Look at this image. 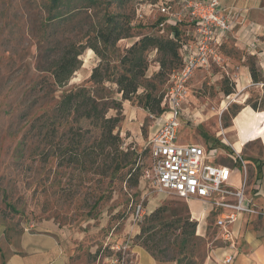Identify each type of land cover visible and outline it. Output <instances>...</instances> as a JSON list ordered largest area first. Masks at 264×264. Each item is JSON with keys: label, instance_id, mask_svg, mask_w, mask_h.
I'll use <instances>...</instances> for the list:
<instances>
[{"label": "rangeland", "instance_id": "obj_1", "mask_svg": "<svg viewBox=\"0 0 264 264\" xmlns=\"http://www.w3.org/2000/svg\"><path fill=\"white\" fill-rule=\"evenodd\" d=\"M48 1L0 0V221L7 229L27 221H52L62 230L70 248V264H136L139 252L150 255L136 239L140 224L154 209L166 205L178 215L197 221L195 235L198 240L192 247L193 260L197 264H215L214 258L222 243L216 239L214 218L210 214L212 207L198 200L188 202L172 194L157 193L144 177L150 167L146 143L150 126L154 124V113L135 102L122 101V120L114 131L121 137L122 148L136 156L137 182L127 175V168L102 175L99 161L82 169L59 163V156L55 154L57 147L46 137L48 121L46 127H40L41 122L33 120L44 112L49 114L62 92L89 85L91 70L100 58L87 45L95 40V30L106 15L124 16L130 23L132 36L118 40L114 49L106 51L110 65L116 66L117 70L119 55L125 48L141 35H156L155 22L164 20L155 9L148 7L156 0H122L121 3L118 0H96L87 11L74 10L57 28L45 22ZM170 1L161 0V3ZM80 4L89 3L83 1ZM257 4L255 16L244 21L246 48L238 49L228 39L221 47L225 55L222 65L212 64L194 72L188 84L189 92L178 130V142L213 148L220 163H231L225 157L237 153L234 146L245 162L249 185L254 181L252 173L261 165L264 144L261 117L264 111L244 106L248 99L264 98V56L250 53L264 47V0H257ZM136 12L143 16H137ZM227 14L232 20L231 30L236 31L237 14ZM42 24L46 33H56L51 39H58L59 46L86 44L79 56L80 67L73 72L68 83L44 95L31 92L33 87L29 89L31 86L37 89L36 80L48 76L36 71L34 66L39 56L55 45L41 43L38 34ZM180 24L185 25V22ZM252 31L254 35L249 36ZM159 57L155 50L148 52L147 78L158 71ZM251 63L260 72V82L251 80L248 70ZM171 73L165 75L162 82H156L157 93L166 89ZM110 86L115 91V86ZM227 88H232L228 95L224 93ZM114 95L120 98L119 94ZM32 101L29 115L23 118L27 104ZM232 104L242 107L233 119L228 111H231ZM113 115L115 110L109 109L107 116ZM226 122L229 123L227 127L224 126ZM64 126L61 131L67 130L69 123ZM74 126L89 129L88 135L91 136L99 132L97 126L86 119H80ZM67 136L60 139L62 143H66ZM91 141L92 137L87 143ZM239 163L235 164L233 171L235 182L242 171ZM140 203L146 214L137 218L134 212ZM192 212L197 217L192 218ZM172 219L173 216H168V220ZM179 230L170 229V235L166 237L169 242L164 243L169 248L167 258L178 250L176 236Z\"/></svg>", "mask_w": 264, "mask_h": 264}, {"label": "trees", "instance_id": "obj_2", "mask_svg": "<svg viewBox=\"0 0 264 264\" xmlns=\"http://www.w3.org/2000/svg\"><path fill=\"white\" fill-rule=\"evenodd\" d=\"M83 1L89 4L81 6L80 2ZM118 1L122 2V0ZM95 3L96 0H49L45 7L48 12L45 22L57 28L69 14L74 13V10L76 12L87 11ZM155 23H158V20ZM186 26V23L182 25L180 22H167V32L141 35L119 55V69L117 70L116 66L110 65L106 51L114 49L118 40L132 36L130 23L124 16L112 14L104 17L102 23L95 30V40L87 45L100 58L98 64L91 70L87 81L89 85L78 86L62 92L49 114L44 112L33 119L34 122H41L40 127H46L48 121V135L45 136L55 143L57 147L55 154L59 156V163L76 165L77 168L82 169L99 161L102 175L127 168V175L133 177L134 182H137L136 156L132 151L122 148L121 137L114 132L122 120V101L135 102L155 115L163 111L164 91L163 93L156 92V82H162L165 75L181 66L182 57L179 49L184 42H187V37L184 35ZM44 27L43 24L40 26L38 34L41 43L47 45L55 43V45L54 48L48 47L44 54L39 56L34 69L46 73L48 76L36 80L34 85H38L37 89L34 86L29 88L33 87L31 92L34 91L42 95L47 94L53 88H60L68 83L73 72L80 67L79 56L86 48V44L68 43L59 46L58 39H51V36L55 37L56 33H46L43 31ZM54 49L55 54L53 53ZM151 50H155L160 55L159 69L151 78H147V54ZM248 70L251 80L254 83L260 82V72L253 63L249 64ZM110 85L115 86V91ZM140 88H142L141 92H139ZM114 92L120 95L119 99L115 97ZM231 92L232 88L224 89V93L227 95ZM33 101L27 104L23 118L29 115L28 112ZM244 106H249L254 111H264V98L257 97L254 101L248 99ZM109 109H114L115 115L107 116ZM240 109H242L240 105L232 104L231 111L228 110L232 119ZM261 117L264 121V114ZM80 119H86L95 124L99 130L98 134L91 136L88 135L89 129L74 126V123ZM67 123H69L67 130L61 131V128L66 127L64 124ZM224 126H229V123L226 122ZM66 134H68L65 138L66 143H62L60 139ZM91 137L92 141L87 143ZM241 140L244 138L241 137ZM168 216H173V219L168 220ZM196 226V220H189V217L178 215L168 206L161 205L144 217L136 239L155 260L175 262L174 264L183 262L184 264H197L193 260L194 251L192 248L198 240L195 235ZM176 228L180 229L176 236L179 241L178 250L175 255L171 254L167 258L166 253L169 248L164 243L167 241L169 244L166 237L170 235V229Z\"/></svg>", "mask_w": 264, "mask_h": 264}, {"label": "built area", "instance_id": "obj_3", "mask_svg": "<svg viewBox=\"0 0 264 264\" xmlns=\"http://www.w3.org/2000/svg\"><path fill=\"white\" fill-rule=\"evenodd\" d=\"M156 0L149 8L159 17L156 33L166 31L167 22L184 21L187 42L179 49L182 63L170 75L163 97V111L153 114L146 148L150 167L144 177L157 193H168L185 200L195 199L212 207L218 248L226 252L222 263L229 264L236 251V239L230 227L240 216L263 215L248 196V175L239 153L228 154L231 163H220L213 148L196 143L178 142V130L183 117V105L189 92V81L194 72L212 64L222 65L221 38L232 29V20L224 12L219 0ZM151 9V12L152 10ZM137 16L143 15L136 12ZM172 36V33H170ZM241 170L237 182L233 180L235 164ZM146 209L136 206L134 215L142 218Z\"/></svg>", "mask_w": 264, "mask_h": 264}, {"label": "crops", "instance_id": "obj_4", "mask_svg": "<svg viewBox=\"0 0 264 264\" xmlns=\"http://www.w3.org/2000/svg\"><path fill=\"white\" fill-rule=\"evenodd\" d=\"M219 1L225 12L238 16V29L227 32L221 38V47L230 39L229 42L238 49L246 48L244 43L247 33L244 31V21L245 18L255 16L254 11L258 9L257 0ZM248 34L249 36L254 35V32ZM254 52L264 56V47L260 46L250 53ZM262 147L261 165L256 168V172L252 173L254 181L249 185L248 196L264 212V144ZM191 200L196 201L195 199L187 201ZM191 215L192 218L197 217L193 212ZM230 229L236 239V251L229 264H264V214L259 216L244 214ZM225 253L222 249L218 250L214 258L215 264H224L221 261ZM70 256V248L62 236V230L52 221L45 220L35 223L27 221L8 229L0 221V264H70ZM136 264L173 263L160 262L143 251L139 252Z\"/></svg>", "mask_w": 264, "mask_h": 264}, {"label": "bare ground", "instance_id": "obj_5", "mask_svg": "<svg viewBox=\"0 0 264 264\" xmlns=\"http://www.w3.org/2000/svg\"><path fill=\"white\" fill-rule=\"evenodd\" d=\"M234 144V143H233ZM233 147V149L237 152V153H239L235 148H234V146H232ZM239 147V143L237 142V148Z\"/></svg>", "mask_w": 264, "mask_h": 264}]
</instances>
